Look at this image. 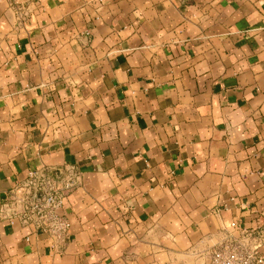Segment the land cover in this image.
Instances as JSON below:
<instances>
[{
    "label": "crops",
    "instance_id": "1",
    "mask_svg": "<svg viewBox=\"0 0 264 264\" xmlns=\"http://www.w3.org/2000/svg\"><path fill=\"white\" fill-rule=\"evenodd\" d=\"M64 166L54 246L7 215ZM233 222L264 227V0H0V264H212Z\"/></svg>",
    "mask_w": 264,
    "mask_h": 264
},
{
    "label": "built area",
    "instance_id": "2",
    "mask_svg": "<svg viewBox=\"0 0 264 264\" xmlns=\"http://www.w3.org/2000/svg\"><path fill=\"white\" fill-rule=\"evenodd\" d=\"M102 2V0H100ZM76 166L45 167L29 171L11 195L12 209L7 218L33 225L57 246L70 237L71 222L63 212V199L78 184ZM233 232L211 253L212 264H264V227L246 228L232 223ZM235 232H240L237 236Z\"/></svg>",
    "mask_w": 264,
    "mask_h": 264
}]
</instances>
